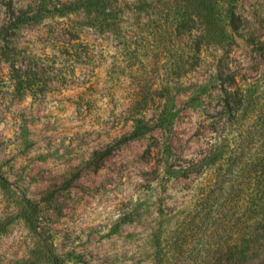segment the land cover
Masks as SVG:
<instances>
[{"label": "rangeland", "instance_id": "obj_1", "mask_svg": "<svg viewBox=\"0 0 264 264\" xmlns=\"http://www.w3.org/2000/svg\"><path fill=\"white\" fill-rule=\"evenodd\" d=\"M103 2L0 40V264H264V0Z\"/></svg>", "mask_w": 264, "mask_h": 264}, {"label": "trees", "instance_id": "obj_2", "mask_svg": "<svg viewBox=\"0 0 264 264\" xmlns=\"http://www.w3.org/2000/svg\"><path fill=\"white\" fill-rule=\"evenodd\" d=\"M5 17L4 23L0 27V40L6 43H14L11 36L15 32L23 31V29L39 23L42 18L48 15H56L59 17H67L71 13H83L89 10L95 11L96 8L104 4L103 0H1ZM52 1L55 3L51 7ZM47 15V16H46ZM68 32H73V30ZM32 65V62H29ZM252 72L254 68H247L245 71ZM15 70V69H13ZM245 74V73H244ZM25 86L30 84L24 83ZM217 90L220 91L224 102L230 113H234L237 105L243 102V89L241 85L232 78L231 81L219 84ZM136 129H139L136 127ZM139 135L133 132L130 136Z\"/></svg>", "mask_w": 264, "mask_h": 264}]
</instances>
